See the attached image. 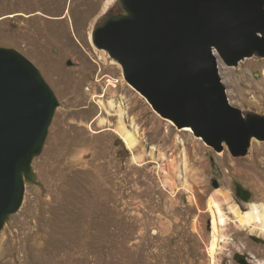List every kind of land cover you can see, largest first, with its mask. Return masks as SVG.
Here are the masks:
<instances>
[{"label":"rangeland","instance_id":"374dc122","mask_svg":"<svg viewBox=\"0 0 264 264\" xmlns=\"http://www.w3.org/2000/svg\"><path fill=\"white\" fill-rule=\"evenodd\" d=\"M109 2L0 0V48L29 62L57 100L23 172L22 203L0 230V264H241L242 253L264 264V230H241L229 211L264 204V141L253 138L248 154L234 157L157 113L92 42L99 25L123 12L119 0ZM217 56L230 103L245 117L264 116V57L228 66ZM113 99L127 125L139 127L134 151L114 132L121 116ZM218 192L231 201L214 263L207 204Z\"/></svg>","mask_w":264,"mask_h":264},{"label":"water","instance_id":"95a60500","mask_svg":"<svg viewBox=\"0 0 264 264\" xmlns=\"http://www.w3.org/2000/svg\"><path fill=\"white\" fill-rule=\"evenodd\" d=\"M123 12L92 33L96 48L121 64L126 81L163 118L190 127L217 152L248 154L264 141V116L233 106L219 74L264 57V0H119ZM56 97L16 52L0 48V230L23 199V172L47 135ZM239 260V257H236ZM241 264H249L240 260Z\"/></svg>","mask_w":264,"mask_h":264},{"label":"bare ground","instance_id":"6f19581e","mask_svg":"<svg viewBox=\"0 0 264 264\" xmlns=\"http://www.w3.org/2000/svg\"><path fill=\"white\" fill-rule=\"evenodd\" d=\"M109 1H110L109 3H112L114 0H109ZM106 63L114 64V60L112 58L107 59ZM108 83L109 85H112L113 87H117L116 82L114 81L110 80ZM108 105L110 106V108L116 107L120 111L119 113H120L121 119L118 125L116 126V128H114V132H116L115 134L119 135V137L123 140V142L125 143L128 149H130L131 151L136 150L141 142L140 141L141 135L138 132L139 127L134 123L132 124V127L131 126L129 127L127 125L126 120L123 116L126 114L125 113L126 110L123 107L122 101L116 102L113 99L109 101ZM103 107H105L104 104H103ZM183 156H184L183 158L184 168L185 170H188L187 169L188 168V160H187L188 156L186 155V153H184ZM174 165L176 164L174 163ZM178 169L179 168L177 167V170ZM180 174L181 176H183L182 178L185 177L183 168H181ZM185 183H187V181ZM191 188H187L188 191L191 190ZM229 200H230V196L228 194L224 192H218L216 194L214 193V195L211 196V198H209V201L207 204L208 205L207 212L211 215V218H212L211 219L212 237L210 240V245L208 247L209 248L208 252L211 258L213 259L214 263L216 262L218 255H220V253L222 252L221 250L223 246L221 245V242H224V243L227 242V239L225 238L226 236L224 235L223 232L225 228L227 227V225L229 224V220L227 218L226 212L224 211V208L226 205L227 206L230 205ZM229 211L231 215L233 216L231 223L237 226L238 228H240L241 230H246L249 228H259L261 230H264V204H257V203L250 204V206H248L246 211L242 210V208L239 205L232 206L231 204L229 206Z\"/></svg>","mask_w":264,"mask_h":264},{"label":"flooded vegetation","instance_id":"af4514ba","mask_svg":"<svg viewBox=\"0 0 264 264\" xmlns=\"http://www.w3.org/2000/svg\"><path fill=\"white\" fill-rule=\"evenodd\" d=\"M244 195V199H246L247 196L245 194H241V196ZM249 254L248 253H242L240 255H237L236 257H239V260H237L238 263H240V260L246 263H249Z\"/></svg>","mask_w":264,"mask_h":264}]
</instances>
